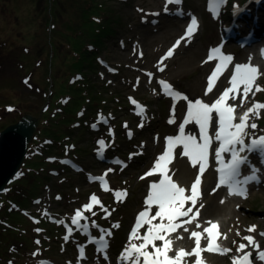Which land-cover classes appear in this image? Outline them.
<instances>
[{"label":"rangeland","instance_id":"1","mask_svg":"<svg viewBox=\"0 0 264 264\" xmlns=\"http://www.w3.org/2000/svg\"><path fill=\"white\" fill-rule=\"evenodd\" d=\"M242 1L225 0L217 7L213 0H181L180 4L167 0H0V128L25 113L39 116L36 133L42 141L29 146L21 166L28 165L31 170L20 169L17 181H10L3 192L9 202L0 205V264H142L145 257L137 260L135 248L153 257L158 255L160 243L168 241L174 251L179 250L180 232L170 241L164 236L165 241L156 240L141 248L137 236L131 237L128 231L140 212H146L147 218L154 216L146 198L155 180L146 171L164 152L169 154L170 163L159 175L183 183L191 197L171 208L187 213L177 215L176 221L181 220L184 226L190 222L210 193L225 199L224 188L218 189L215 183L213 166H204L201 172L195 157L194 164H186L179 138L191 135L198 140L199 128L187 119L189 103L200 99L210 104L226 90L234 74L225 66L211 80L209 91V78L221 63L217 54L208 58L210 50L222 48L223 55L233 61L237 58L234 68L245 64L238 60L244 50L235 42L219 45L222 28L231 20L233 4L247 8L251 2ZM182 8L183 18L154 16ZM95 11L99 13L94 15ZM189 13L200 19L199 32L192 38L184 36ZM91 14L100 18L97 22L101 28L109 30H100L95 55H88L95 58L85 65L75 85L69 81L77 71L71 63L74 48L76 44L93 43L96 38L88 29ZM241 22L244 31L255 30L250 18ZM263 24L264 20L260 21L261 32ZM263 46L264 37L250 47L255 57L247 53L248 63L257 69L250 91L245 94L236 87L238 97L233 103L229 101L239 114L252 109L244 129L246 141L264 136V54H257ZM170 51L172 55H168ZM200 63L202 69L198 68ZM161 82L170 89L163 91ZM135 100L145 105L140 115L135 113ZM92 122L97 123L95 128L90 126ZM253 123L256 128L250 127ZM51 130L60 134L57 149L43 141ZM100 140L104 145L98 143ZM104 147L105 154L99 157ZM114 157L116 162L112 161ZM185 164L190 168L187 175H183ZM206 173L211 175V184H207L203 195H193L197 177L199 186L206 185ZM96 176L106 180L97 181ZM230 201V209L238 212L235 222L229 219L230 210L222 214L213 211L196 226L185 228L194 238V230L203 233L208 223L216 220L221 225L219 239L229 251H209L206 235L198 248L194 243L190 247L198 251L204 248L202 257L207 264H234L239 253L240 258L251 253L252 264H264L257 258V247L264 251V236L260 235L264 233V177L248 194ZM249 215L253 216L251 231L246 229ZM163 221H168L167 213L145 223L142 230L149 233ZM87 223L93 236L107 242L104 250L109 257L103 258L101 249L83 233ZM69 225L72 234L67 232ZM248 236L254 244L245 239ZM241 244L244 249H240ZM80 246L87 250L86 259L79 257ZM176 255L171 253L170 260ZM188 263L198 264L197 259Z\"/></svg>","mask_w":264,"mask_h":264},{"label":"snow or ice","instance_id":"2","mask_svg":"<svg viewBox=\"0 0 264 264\" xmlns=\"http://www.w3.org/2000/svg\"><path fill=\"white\" fill-rule=\"evenodd\" d=\"M181 0H167V3H177L179 4ZM167 3L165 5V11H167ZM197 21L195 17L191 18V23L189 24L187 28L186 35L191 36L193 33L195 27H196ZM180 42L177 41V44ZM217 54L218 58L221 60V63L217 65L216 70L212 73V77L209 78L210 84H209V91L211 90V80L217 76V74L221 71L222 68L225 67V64L228 61H231L230 56H224L223 53L219 48H213L210 50L209 53V59L213 58V55ZM168 55H172V52L170 51ZM257 74V69L255 67H251L250 65L246 64H237L235 66V73L231 77L230 83L232 84V88H228L224 91V93L220 96L219 99L215 101L211 106H209L206 103H202L200 99H197L194 104L191 102L189 103V110L187 114V119H190L195 123V125L199 126V132H200V138L202 140V143H197L196 139L189 135L186 138L180 137L179 142L184 145L185 154H191L195 158H197V162L200 164V170L201 172L204 171L203 167V161L207 157L208 152V146H209V136L207 135V127L209 124V121L213 118L212 113L215 111L217 116L219 117V131L215 134V140L219 141V147L215 150V159L219 162L220 168L218 171L220 172V182L221 184H229L230 190L231 187H238L241 184V181L236 180V177L240 174V166L244 163V161L247 159L246 156H241L240 153H243L245 150V147H248L249 150H251L252 147H255L257 145H264V136H261L258 140H253L251 145H245L244 142V136L246 135L244 129L247 127V125L244 123V118H241L240 123H233V117H232V111L233 109L231 107H225L223 105V101L225 97L228 96L229 92H233L237 85L243 84L244 85V92L247 94L250 91L251 84L253 80L255 79V76ZM259 90V89H257ZM186 99V97H185ZM264 107V106H261ZM248 112H252V109H249ZM248 113H245V116H247ZM95 127V125H94ZM251 128H256V124H251ZM183 130V125H182ZM99 144L104 145V141L100 140L98 141ZM239 144L240 148L237 149L236 145ZM223 153H230V159L225 160ZM168 153H165V156ZM131 158V157H130ZM160 160L164 159V156H161L159 158ZM159 167V163L156 165ZM257 177L255 175L246 176L245 181L247 180H255ZM200 183L199 177L196 178L195 183L193 184V189H195L196 184ZM153 191L149 194L147 197V202L155 203L159 205L160 211L156 213V215L164 217V215L167 213V219L169 221L168 225L165 226L163 223L156 225V233L152 232V229H149V235L146 236L144 239L146 242L151 243L152 240H164L165 237L163 235L164 232H166L169 229L174 230L177 225L173 224L172 221L175 218V216H185L187 215L186 212H181L179 208L171 209V206L173 204L184 203V189L181 187H177V185L171 180L165 176L164 179H162L159 183L152 185ZM193 195H195V191L193 192ZM95 197H93L94 199ZM188 199H191V197H188ZM190 211V209H189ZM146 212L140 213V218H143L146 216ZM80 213L77 212V216H79ZM77 221L74 219L73 223L75 224ZM118 226V225H117ZM96 227H99L96 225ZM213 227H216V225H213ZM251 231V229H249ZM187 231V229H185ZM205 232H210V229L205 228ZM191 235L193 237H196V244L197 248L200 244V233L198 232H192ZM261 236H264V233L260 234ZM246 240L249 241L250 244H254V240L251 236L245 237ZM167 243V242H166ZM135 247V246H134ZM143 245H141V248ZM245 245L241 244L240 249H244ZM219 249L222 253H227L229 249L226 248H219L218 245H214L213 242L209 241L208 250L209 251H215ZM136 252V259L139 260L140 256L145 257V264H179L180 257L184 254V250L181 249L180 253L177 254L175 260L168 259L167 256H164V260H151L149 261L147 257L149 254L147 252H142L140 248H135ZM156 252L158 254H163L164 249L157 248ZM196 254V256H199V251H197L196 248L192 250ZM191 253H189L190 255ZM124 254H122V257ZM257 258L260 261H264V251H260L257 247ZM234 264H252L251 261V253L245 254L242 258L234 261Z\"/></svg>","mask_w":264,"mask_h":264},{"label":"bare ground","instance_id":"3","mask_svg":"<svg viewBox=\"0 0 264 264\" xmlns=\"http://www.w3.org/2000/svg\"><path fill=\"white\" fill-rule=\"evenodd\" d=\"M250 1H251L250 4L247 6V8L249 10V14L248 15H245L244 14L240 20H243L244 18H250L251 20H254L255 22L252 23L251 25H252V28H254L256 31L258 30V32H256L254 30L256 32V34H257V36H256L257 39L256 40L257 41L258 40H263V37L264 36H263V33L262 32H264V31L261 32V30L259 28H261L260 21L264 20V0H250ZM163 14L167 17V19H170L171 20L173 16H175V18H183L184 14H185V11H184L183 8L180 9V10H178V9L177 10L176 9H170L168 12H165V13H162V14L161 13H156L154 16H160V15H163ZM156 23H157L156 21H152V24H156ZM178 24L179 23H177L176 25H174L171 29L173 31L176 30V28L178 27ZM263 27H264V24H263ZM168 33H170V31ZM196 34H197V32L194 33L191 36V38L193 36H195ZM190 42H191V40L189 41V43ZM258 43L260 44L261 41L258 42ZM249 47H251V45H249V46H243L241 49L244 50V53H242L241 58H238L239 61L245 62L246 65H250L248 63V60L249 59H248V54L247 53L251 52L250 53L251 56L255 57V53H254L255 51H254V49L253 48H249ZM219 49L221 50V52L223 51L222 48H219ZM258 49L259 50H257V54L259 53V56L260 55L262 56L264 54V46L262 48H258ZM224 56H227V55L224 54ZM235 59L237 60V58H235ZM236 60L233 61L231 59V61H228L225 64V66L228 67L227 70H226L227 72H230L232 74L235 73L234 65H235V61ZM199 66H200V67H198L199 69H202L203 68V66H202L201 63H200ZM251 67H253V66H251ZM205 87H207V84H205ZM237 87L241 90L240 92H244V85L243 84H240ZM169 89H170V86H169V88L167 90H169ZM237 97H238V92L237 91H233V92H231V95H230V97H229L228 100L229 101L231 100V102L233 103V102L236 101ZM197 128H199L198 125H197ZM259 150L264 153V145H259ZM185 158L187 159L186 164H188V165L189 164H194V156L193 155L186 154L185 155ZM186 164L183 165V175H187L190 172V168H188V166ZM208 165L210 166V164H208ZM167 166H166V168H167ZM197 166H200V165H197ZM206 176H207L206 181H205L206 182V185H201V186H199L198 184L196 185V186H199L200 187L199 188V191L197 193V196L203 195L204 190L208 187L207 184L208 185L211 184V175H210V173H206ZM263 176H264V174H263ZM178 183H179V186H181V187L184 188L185 185H183V183H180L179 181H178ZM259 184H257V185H259ZM222 188L223 187L221 185H218V189L221 190ZM244 194H248V192L246 191ZM244 194H243V196H244ZM185 195H186V197H188L189 196V193L186 191V194ZM207 196H208L207 200L200 206V208L199 209L196 208L197 209L195 211L196 214L193 217V219L190 220V222L186 221L185 222V226H184V224H182L183 229L180 230V227H179V228H177L178 232H176L177 231L176 230V231H173L171 234L165 235V237L168 238V240L170 241L171 238H173L174 236H177V234H179V232L182 233V236L179 239V245L177 246V248L179 250H177V251H174L171 248V246L169 245V242L164 240L165 243L167 242L166 243L167 249H166L165 256H167L168 259H170V254L171 253H174V254L177 253L178 254V253H180V250L183 249L184 250V254L181 256L183 258H182V261L179 262V264H189L188 262L191 259H197V263L198 264H207V260L204 257H202L204 248H199V253H200L199 256H196V254L194 252H192V250L194 249V247H190V244H192V243L196 244V238L195 237L194 238H191L190 235L186 233L187 231H185V228L187 226H189V227L190 226H196V224H198V221L199 220H201L205 215H207V214H209V213H211L213 211H216L219 214H222L223 212H228L230 210L231 216H230L229 219H231L233 222H235L236 219H238V216L237 217L235 216L236 213H238V212L235 211L234 209H230V202H231L230 200L231 199L234 200V199H236L237 196H239V197L242 196V194L237 195L235 197H231V196H228L227 194H225V199H222V200L219 197H217V194L216 193H212V194L210 193ZM169 210H171V208ZM234 217H235V219H234ZM248 219L249 220H248V222L246 224L248 226H247L246 229L253 230V228L251 227V223H252L253 216L252 215H249ZM180 221L181 220H179V219L177 220V222H180ZM213 221H216V220H213ZM213 221H211V222H213ZM211 222L208 223V226H210ZM217 223L219 225L217 239L220 241L219 237L221 236V225L219 224V222H217ZM194 232H201L202 233V230H198L197 229V230H194ZM202 234L203 235L209 234L210 238L215 237V236L211 235L210 232L203 231ZM200 240H202V237L200 238ZM221 244L226 248V246H225L226 244H223V242H221ZM189 253H191V254L189 255ZM181 257H180V259H181ZM239 258H240V253L236 256V258H235L234 261L238 260ZM259 262L261 263L262 261L259 260Z\"/></svg>","mask_w":264,"mask_h":264},{"label":"water","instance_id":"4","mask_svg":"<svg viewBox=\"0 0 264 264\" xmlns=\"http://www.w3.org/2000/svg\"><path fill=\"white\" fill-rule=\"evenodd\" d=\"M38 125L39 116L25 113L0 130V194L19 172Z\"/></svg>","mask_w":264,"mask_h":264},{"label":"trees","instance_id":"5","mask_svg":"<svg viewBox=\"0 0 264 264\" xmlns=\"http://www.w3.org/2000/svg\"><path fill=\"white\" fill-rule=\"evenodd\" d=\"M99 13V11L98 12H93V14L94 15H96V14H98ZM93 14H91L90 15V21H91V23L93 24H91V26L90 27H88V29L90 30V32L93 34V36H96V38H94L93 37V43H88V44H76L77 46H79V47H73L74 49H75V51H74V57H73V59H72V61H71V63H72V65H74V68L76 67L77 68V71L75 72V73H72L71 74V78H70V82H72V84H75V83H77L79 80H77V77H81L82 76V74H81V71L83 70V68L85 67V65H87V64H91L92 63V61H93V59L95 58V57H89L88 55L90 54V53H93L94 54V49H95V46L97 45V41H95V40H97V38H98V36H99V34H101V31L100 30H109L108 28H101V26H99L98 24H99V22H97V21H99V17L98 16H96L95 18L94 17H92V16H94ZM108 32V31H107ZM106 32V33H107ZM92 54V55H93ZM95 55V54H94ZM76 80V81H75ZM75 81V82H74ZM75 85H77V84H75ZM79 87V86H78ZM77 87V88H78ZM8 125V124H7ZM6 126V125H5ZM5 126H3L2 128H0V130L1 129H3ZM54 133H56V131H53V130H51V132L49 133L50 134V136H49V138H45V139H43V141H45L46 143L48 142V143H50V145H51V147H54V149H57V146L59 145V144H61V142H60V140H58L59 139V136H60V134H57L56 133V135H55V137H52V135H54ZM52 138L53 139H55V141L57 142L56 144H53V141H52ZM40 141V142H39ZM37 143H42V141L40 140V137H39V133L37 132L35 135H34V139L32 140V142H31V144L29 145V146H33V145H36ZM57 145V146H56ZM27 169H30V166H28V165H26V166H23V167H21V170H23V171H25V170H27ZM31 170V169H30ZM11 181H13V182H16L17 181V178H13ZM22 184V183H21ZM12 185V184H11ZM10 185V186H11ZM23 185V184H22ZM9 202V199L8 200H6V196H5V194L2 192L1 194H0V205H3V204H5V202ZM1 211V210H0Z\"/></svg>","mask_w":264,"mask_h":264}]
</instances>
